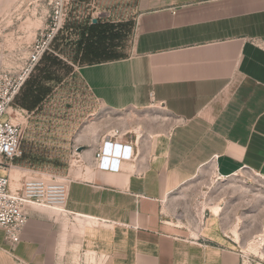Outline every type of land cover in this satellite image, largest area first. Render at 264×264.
<instances>
[{
    "label": "crops",
    "instance_id": "0c3cea01",
    "mask_svg": "<svg viewBox=\"0 0 264 264\" xmlns=\"http://www.w3.org/2000/svg\"><path fill=\"white\" fill-rule=\"evenodd\" d=\"M137 7L131 54L79 74L105 107L158 105L170 128L133 140L135 158L118 171L91 165L72 177L64 208L28 204L19 243L0 227V264H61L73 246L100 264H244L213 225L193 236L169 215L205 167L221 178L245 168L264 176V0Z\"/></svg>",
    "mask_w": 264,
    "mask_h": 264
},
{
    "label": "rangeland",
    "instance_id": "374dc122",
    "mask_svg": "<svg viewBox=\"0 0 264 264\" xmlns=\"http://www.w3.org/2000/svg\"><path fill=\"white\" fill-rule=\"evenodd\" d=\"M137 3L65 0L50 49L31 70L9 109V116L22 129L23 156L12 169L14 186L36 178L69 182L92 168V154L104 138L136 140L170 128L172 120L158 105L105 107L79 74L90 61L131 54ZM53 13L51 0H0V69L24 71L31 46L42 30L50 28ZM169 216L193 236L213 225L240 252L244 264H264V176L260 173L245 168L221 178L205 167L178 191ZM61 264H100V260L73 246Z\"/></svg>",
    "mask_w": 264,
    "mask_h": 264
},
{
    "label": "built area",
    "instance_id": "2783aa9c",
    "mask_svg": "<svg viewBox=\"0 0 264 264\" xmlns=\"http://www.w3.org/2000/svg\"><path fill=\"white\" fill-rule=\"evenodd\" d=\"M54 16L50 28L42 30L31 46L30 56L24 71L0 69V227L5 231V241L14 247L21 240L22 232L28 223V204L47 205L64 208L67 200V182L27 179L20 187L14 186L12 169L14 163L23 156L22 129L9 116L16 97L31 70L42 59L60 26L65 0H51ZM4 116L7 118L4 119ZM136 141L113 137L104 138L92 154L91 164L100 170L118 171L122 163L135 158Z\"/></svg>",
    "mask_w": 264,
    "mask_h": 264
},
{
    "label": "trees",
    "instance_id": "16d2710c",
    "mask_svg": "<svg viewBox=\"0 0 264 264\" xmlns=\"http://www.w3.org/2000/svg\"><path fill=\"white\" fill-rule=\"evenodd\" d=\"M100 61H104V60H97V61H90L89 63H94V62H100Z\"/></svg>",
    "mask_w": 264,
    "mask_h": 264
},
{
    "label": "bare ground",
    "instance_id": "6f19581e",
    "mask_svg": "<svg viewBox=\"0 0 264 264\" xmlns=\"http://www.w3.org/2000/svg\"><path fill=\"white\" fill-rule=\"evenodd\" d=\"M215 210H216V212H218V208H216Z\"/></svg>",
    "mask_w": 264,
    "mask_h": 264
},
{
    "label": "water",
    "instance_id": "95a60500",
    "mask_svg": "<svg viewBox=\"0 0 264 264\" xmlns=\"http://www.w3.org/2000/svg\"><path fill=\"white\" fill-rule=\"evenodd\" d=\"M96 21V20H95Z\"/></svg>",
    "mask_w": 264,
    "mask_h": 264
}]
</instances>
